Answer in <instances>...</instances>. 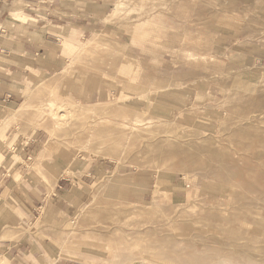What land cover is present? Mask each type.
<instances>
[{
    "label": "rangeland",
    "instance_id": "rangeland-1",
    "mask_svg": "<svg viewBox=\"0 0 264 264\" xmlns=\"http://www.w3.org/2000/svg\"><path fill=\"white\" fill-rule=\"evenodd\" d=\"M106 1L97 28L72 38L70 57L60 36L61 67L33 72L0 119L9 159L49 194L61 175L73 184L66 214L21 224L11 239L29 245L1 258L264 263V0ZM65 68L60 86L38 85ZM26 142L36 150L21 159Z\"/></svg>",
    "mask_w": 264,
    "mask_h": 264
},
{
    "label": "crops",
    "instance_id": "crops-1",
    "mask_svg": "<svg viewBox=\"0 0 264 264\" xmlns=\"http://www.w3.org/2000/svg\"><path fill=\"white\" fill-rule=\"evenodd\" d=\"M107 6L106 0L100 3L92 0H0V119L7 107L20 102L25 82L33 72L42 74L61 67V51L56 47L58 38H68L63 42V53L70 57L72 48L78 46L72 38L95 30L97 27L93 19L96 15L102 16L103 9ZM14 12L16 14L12 18L11 14ZM23 16L27 17L26 21H18ZM99 36L101 35L95 34L87 41L93 42ZM66 74L67 68L53 78L40 81L38 85L47 83L60 86ZM27 92L18 109L27 105ZM10 118L9 111L4 121ZM3 128L0 124V135ZM35 150L26 142L20 158L24 159ZM42 151L44 150L41 149L40 152ZM37 158L38 155L36 162ZM39 163L36 168L40 167ZM9 171L21 174L19 184L12 177L9 179ZM57 172V166L49 167V173L53 177ZM68 181L62 175L59 176L49 194V188L41 179L25 172L20 162L9 159L7 146L0 140V264H10L1 257L14 255L13 259L18 258L23 254L24 247L29 245L24 242V238L17 241L11 239L21 224L31 218L37 219L41 214L49 221L66 214V194L72 191L73 186ZM37 224L38 222L34 226ZM48 244L50 246L51 242ZM47 250L48 253L52 252L50 248ZM35 255L34 251V260Z\"/></svg>",
    "mask_w": 264,
    "mask_h": 264
},
{
    "label": "bare ground",
    "instance_id": "bare-ground-1",
    "mask_svg": "<svg viewBox=\"0 0 264 264\" xmlns=\"http://www.w3.org/2000/svg\"><path fill=\"white\" fill-rule=\"evenodd\" d=\"M50 144V143H49ZM91 151V150H90ZM84 152V151H83ZM163 156H165V154H167L166 152H165V154H164V151L161 153ZM44 156V151H42V152H40L39 154H38V159H40V158H42ZM177 215V214H176ZM254 216V215H253ZM254 218V217H253ZM257 218V217H256ZM241 219V218H240ZM255 220V219H254ZM260 220H261V218H260ZM234 221V220H233ZM246 221V220H245ZM226 222V221H225ZM242 222H243V220H242ZM247 222V221H246ZM258 222V221H257ZM260 222V221H259ZM264 222V221H263ZM256 223V222H255ZM261 223H262V220H261ZM244 224H245V222H244ZM257 225H262V224H259V223H256ZM255 224V225H256ZM225 225V224H224ZM246 225H247V223H246ZM264 225V224H263ZM230 233V232H229ZM240 234V233H239ZM239 236V235H238ZM244 237V236H243ZM254 237V236H253ZM240 238V237H239ZM247 238V237H246ZM223 239H224V237H223ZM260 239V238H259ZM225 240H226V238H225ZM232 240V239H231ZM263 241V240H262ZM227 242H229V241H227ZM227 242H225V245L227 244ZM232 242V241H231ZM239 242V241H238ZM241 242V241H240ZM218 243V242H217ZM223 243V242H222ZM261 243H263V242H261ZM232 244V243H231ZM234 244V243H233ZM239 244V243H238ZM228 245V244H227ZM226 245V246H227ZM221 246V245H220ZM223 247L225 248V246L223 245ZM228 248H229V245H228ZM243 248V247H242ZM150 249V248H149ZM231 249V248H230ZM164 251V250H163ZM233 251V250H232ZM244 251V250H243ZM148 252H150V250L148 251ZM159 252H162V251H159ZM199 253H200V251H198ZM197 252V253H198ZM235 252V251H234ZM248 252V251H247ZM196 253V252H195ZM198 253V254H199ZM246 253V252H245ZM158 254V253H157ZM180 254V253H179ZM205 254V253H204ZM242 254V253H241ZM250 255V254H249ZM202 256H204L203 255V253H202ZM250 256H252V255H250ZM263 257V256H262ZM250 258V257H249ZM248 258V259H249ZM253 258H254V256H253ZM255 259V258H254ZM257 259V258H256ZM263 259V258H262ZM220 261V260H219ZM258 261H260V258L258 259ZM263 262V261H262ZM219 264H224V263H219ZM260 264H264V263H260Z\"/></svg>",
    "mask_w": 264,
    "mask_h": 264
}]
</instances>
